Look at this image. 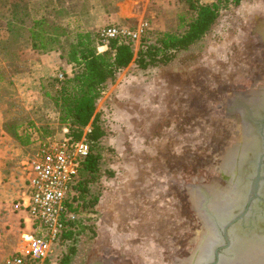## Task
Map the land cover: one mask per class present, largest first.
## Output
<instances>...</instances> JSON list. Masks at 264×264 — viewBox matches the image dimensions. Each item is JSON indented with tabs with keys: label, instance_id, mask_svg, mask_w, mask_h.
<instances>
[{
	"label": "rangeland",
	"instance_id": "374dc122",
	"mask_svg": "<svg viewBox=\"0 0 264 264\" xmlns=\"http://www.w3.org/2000/svg\"><path fill=\"white\" fill-rule=\"evenodd\" d=\"M15 2L26 4L33 17L51 15L54 28L59 26L55 32L91 30L101 43L100 30L116 25L126 32L119 37L136 51L155 44L162 33H183L196 16L189 0H80L58 9L57 16L50 14L51 0H1L0 263L25 246L24 235L31 232L18 204L27 187L22 159L40 141L64 133L43 86L73 70L51 50L32 47L30 22H17L10 35L6 19ZM200 2L220 6L217 21L200 40L186 50L160 54L147 68L132 62L104 88L97 111L108 138L94 149L102 154L101 170L92 179L79 178L87 200L114 189L113 204L105 212L96 206L82 210L76 252L67 264H186L190 258L187 264H201L206 256L209 230L194 195L203 203L196 187L208 184L211 208L217 210L211 187L232 180L234 189L238 180L232 177L240 179L238 168L229 171L224 165L229 182L217 185L226 182L222 165L242 137V122L228 112V104L238 93L264 88V0ZM101 46L98 50L105 51ZM6 122L27 130L31 144L15 141ZM68 248L58 250L59 264Z\"/></svg>",
	"mask_w": 264,
	"mask_h": 264
},
{
	"label": "trees",
	"instance_id": "16d2710c",
	"mask_svg": "<svg viewBox=\"0 0 264 264\" xmlns=\"http://www.w3.org/2000/svg\"><path fill=\"white\" fill-rule=\"evenodd\" d=\"M51 1L55 4L50 14L56 16L59 13L58 9H68L70 5L80 2V0ZM224 1L240 4L244 0ZM189 7L195 11L196 16L187 24L183 33H162L155 44H146L138 51L132 42L115 37L109 41L108 48L103 52L98 50V45H105L104 42L101 43L98 34L91 30L55 32L59 26L56 25L54 28L56 20L51 15L33 17L27 5H21L19 2H15L10 8L11 17L9 20L6 19L11 27L10 35L14 32L17 22L25 24L30 22L31 24L27 25V39L31 41L32 47L38 50H60L62 60L73 65L71 74L64 72L63 78L53 77L44 84V95L55 105L59 113V122L67 126L70 134L76 139L86 135L91 147L89 156L74 184L76 196L69 206L78 217L68 221L63 242L64 248H69L62 254L60 264H67L70 256L76 252L73 243L77 236L80 213L85 209L94 211L99 202L98 197L87 200L86 184L79 177L86 174L92 179L101 170L102 154L95 152L94 149L101 145V140L107 135V130L101 122V115L97 111V103L104 88L115 80L120 70L127 68L132 62L137 63L141 68H147L158 61L160 54L166 55L169 51L188 49L212 28L220 15L218 2L202 3L200 0H189ZM168 60V57L163 59L164 62ZM47 87L51 89L47 90ZM20 127L12 122L5 123V130L15 141L22 146H29L30 134L27 130L20 132Z\"/></svg>",
	"mask_w": 264,
	"mask_h": 264
},
{
	"label": "built area",
	"instance_id": "2783aa9c",
	"mask_svg": "<svg viewBox=\"0 0 264 264\" xmlns=\"http://www.w3.org/2000/svg\"><path fill=\"white\" fill-rule=\"evenodd\" d=\"M116 25L104 27L99 35L106 49L112 38L125 34ZM62 77V75H61ZM84 135L74 138L67 126L60 138H47L22 159L27 187L18 202L26 211L25 246L18 248L0 264H59L64 248L63 235L68 221L78 214L70 209L76 191L74 184L90 153Z\"/></svg>",
	"mask_w": 264,
	"mask_h": 264
},
{
	"label": "flooded vegetation",
	"instance_id": "af4514ba",
	"mask_svg": "<svg viewBox=\"0 0 264 264\" xmlns=\"http://www.w3.org/2000/svg\"><path fill=\"white\" fill-rule=\"evenodd\" d=\"M264 90V88H262ZM251 92H241L235 95L231 102L228 104V112L230 114H237L239 120L242 122V129H246L247 132L255 131L259 138L261 139V150L258 153L255 160V169L250 175V178H246L243 172L248 163L249 158H237L238 164L242 161L245 164L240 171V179H238L239 184V197L241 201L237 202V208L229 210L233 211L232 215L227 221H218V224L213 220L210 223L209 231V249L207 252V261L203 264H222V260L225 258L226 262H235L238 259V244H248L253 241H264V224L260 226V230L255 231L254 221H257L258 217H261V221L264 223V125L257 123L256 120L263 119L264 114L261 116H254L247 112V107L251 106L249 99H244L242 96L245 94H254L257 91ZM243 113V115H242ZM245 114V115H244ZM247 116V118H246ZM255 127V130H251V126ZM246 161V162H245ZM258 169L260 172H258ZM226 177V174H224ZM229 175V174H228ZM228 177H226L225 183L217 184H227ZM244 184V187H243ZM263 187V188H262ZM242 197V198H241ZM258 206V207H257ZM217 212V210H214ZM259 213V214H258ZM211 214L215 216L211 209ZM214 218L213 216H211ZM222 218L225 216H221ZM224 224H223V223ZM220 224V225H219ZM260 224V225H261ZM212 233V235H211ZM236 234V236H234ZM212 236V240H211ZM251 253H245L248 255ZM224 259V260H225ZM225 262V261H223Z\"/></svg>",
	"mask_w": 264,
	"mask_h": 264
},
{
	"label": "bare ground",
	"instance_id": "6f19581e",
	"mask_svg": "<svg viewBox=\"0 0 264 264\" xmlns=\"http://www.w3.org/2000/svg\"><path fill=\"white\" fill-rule=\"evenodd\" d=\"M101 47H103V49H106V47L104 45H102ZM250 97H251V99L249 100V103H250L251 106H249L247 108V112L252 114V115H254V116L255 115L256 116L263 115L264 114V90L261 89L260 91H257L255 94H253ZM251 130H255V127L253 125L251 126ZM249 134L250 135L247 134V136H246V133H244V129H242L241 140L239 142H237V145H235V147H234L235 148V153H233V151H232V152H229L227 154V157H228V159L226 158L227 162H226V159H225V161H224V163L222 165V168H223L222 170H223L224 174H226V177L229 178L230 177V173L228 175V173L226 172L225 166H227L229 171H232V169L235 166L234 165L235 162H237V160H238V159L235 160L236 156H238L239 158H242V160L245 159V158H249L248 163H247V165H246V167L244 169L245 173L243 172V174L246 175L247 172H248L249 175H251L249 170L254 168V165H255L254 162L256 160V157H257L258 153L261 150V145L262 144H261V139L255 133V131H249ZM249 140H250V145H247V142ZM234 148H233V150H234ZM231 153H232V155H231ZM229 154H230V157L228 156ZM242 160L238 164L239 165L238 169L240 171H241L242 167H244V165H245L243 163L244 161H242ZM247 169H249V170H247ZM252 172H253V170H252ZM235 175H234V178L232 177V179H234V182H235V179H236V181L238 180V177H235ZM249 178H250V176L248 177V179ZM231 182H232V180L229 182V184ZM237 183H238V181H237ZM229 184L226 187H221V188H218L217 186H212L211 187V190L216 192L215 194H216V197H217L216 198L217 199L216 202L213 204V208H217V212L212 210L214 212L215 216L211 214V209H212L211 208V203H212L213 199L208 203V209H209V213L211 214V216L214 217V218L211 217V219H213L217 224H218V221H227L230 218V216L232 215V213H233V211L230 212L229 210H231V209H233L235 207L237 208V202H238L237 198H239V194L238 193H240V192L237 191L238 190L237 187H239V184L238 185L236 184L234 189L232 188L233 184L232 185H229ZM203 185L209 190L208 184H203ZM222 186H223V184H222ZM243 187H244V184H243ZM262 192L264 193V191H262ZM194 199H195V203H196L197 206L199 204H202L200 199H199V197L197 195H194ZM240 201H241V199L239 200V202ZM239 202H238V204H239ZM221 216H225V217L222 218ZM203 219H204L206 230L208 229L210 231L209 226H210V223H211V219L206 218L205 215L203 216ZM261 223L264 224L261 221V217H258L257 221H254V225H255V231L254 232H257V230L260 228V226H263ZM205 235H206V231H205ZM263 235H264V233H263ZM234 236H236V234ZM205 241H206V239H205ZM236 248H237V251H238V254H239L237 261H235V262H230L229 261V263L228 262H222V264H264V241L260 240V241H253V242L248 243V244H240V245L238 244V246ZM207 249H209V246H208ZM200 250H201V248H200ZM245 253H251V254L245 255ZM206 255H207V253H206ZM194 257H196V254H195ZM203 258H201V259H203L201 264H203V263H205L207 261V256H204ZM190 259H194V258H190ZM190 259L186 261V264L188 263V261H190Z\"/></svg>",
	"mask_w": 264,
	"mask_h": 264
},
{
	"label": "water",
	"instance_id": "95a60500",
	"mask_svg": "<svg viewBox=\"0 0 264 264\" xmlns=\"http://www.w3.org/2000/svg\"><path fill=\"white\" fill-rule=\"evenodd\" d=\"M254 94V92H252V94H245L243 95L242 97L244 99L248 98L249 100L251 99L250 96H252ZM250 97V98H249ZM248 108V107H247ZM243 115V113H242ZM245 115V114H244ZM264 117V116H263ZM247 118V116H246ZM256 122L258 123H261L262 125H264V118L263 119H260V120H256ZM244 133H246V136L247 134H249V132L246 131L245 127H244ZM256 133V132H255ZM257 134V133H256ZM263 147H264V142H263ZM237 148V147H236ZM233 153H235V148L233 150ZM238 158V156H236L235 160ZM235 167L236 169L239 167L238 165V162H235ZM238 165V166H237ZM254 169H255V166H254ZM258 172H260V170L258 169ZM196 191L199 192L202 196H203V199H204V202L201 204L200 208L201 210L205 213V216L206 218L208 219H211V214L209 213V209H208V203L213 199L214 195L210 193V191L205 187V186H197L196 187ZM212 220V219H211ZM213 221V220H212Z\"/></svg>",
	"mask_w": 264,
	"mask_h": 264
},
{
	"label": "crops",
	"instance_id": "0c3cea01",
	"mask_svg": "<svg viewBox=\"0 0 264 264\" xmlns=\"http://www.w3.org/2000/svg\"><path fill=\"white\" fill-rule=\"evenodd\" d=\"M50 52H52V54L54 55V58H58L59 61L63 62L62 58H61V52L60 50H51ZM67 73L71 74L70 72L67 71ZM104 138H108V136H104ZM114 194V189H108L105 191L104 195L101 196V198L99 199L98 204L96 205L97 209L99 208L100 211H108V207L111 206V204H113L112 199L114 198L113 194Z\"/></svg>",
	"mask_w": 264,
	"mask_h": 264
}]
</instances>
